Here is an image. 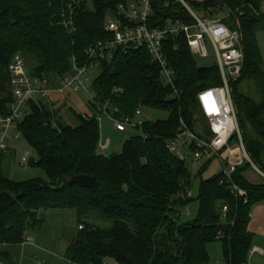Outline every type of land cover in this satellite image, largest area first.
<instances>
[{"label": "trees", "instance_id": "obj_1", "mask_svg": "<svg viewBox=\"0 0 264 264\" xmlns=\"http://www.w3.org/2000/svg\"><path fill=\"white\" fill-rule=\"evenodd\" d=\"M130 1L0 0V118L10 115L14 103L9 66L15 55L30 64L32 79L58 88L74 65L86 67L87 50L110 37L106 24ZM183 1L194 11L236 13L227 24L241 34L245 63L240 78L231 83L232 99L246 151L264 173V61L257 40L264 24L263 0ZM150 2L152 27L194 23L180 0ZM63 15L73 21L72 32L62 25ZM164 53L178 78V98L163 84L159 65L141 49L101 63L88 106L91 115L69 108L65 121L63 109L51 100L37 97L29 102V114L16 130L38 157L32 167L43 171L47 181H12L3 167L5 157L11 156L0 155L1 258L8 259L10 247L26 243L43 228L48 212L72 210L84 227L66 251L72 264H210L207 247L213 242L221 243L224 264L249 263L251 213L264 203V183L247 178L249 171L255 173L249 163L234 175V183L247 191V204L221 185L219 174L201 180L198 218L181 221L182 211L193 202L196 178L169 152L168 144L184 126L196 132V125H204L210 135L199 118L197 95L221 86L222 79L218 66L197 67L184 37L167 36ZM243 83L249 89L256 85L261 101L241 91ZM139 108L168 112L169 117L145 121L120 154L104 156L101 115L118 109V116L134 118ZM75 176L95 178V188L69 185ZM98 221L109 227H99Z\"/></svg>", "mask_w": 264, "mask_h": 264}, {"label": "built area", "instance_id": "obj_2", "mask_svg": "<svg viewBox=\"0 0 264 264\" xmlns=\"http://www.w3.org/2000/svg\"><path fill=\"white\" fill-rule=\"evenodd\" d=\"M194 19L192 25L182 23L169 24L164 28L152 27L149 21L153 17L150 0H131L128 5L120 7L119 16L106 24V32L110 35L107 40L99 41L89 47L86 52L88 64L84 68L74 65L73 73L65 77L58 88L50 89L46 83L31 78L27 70V62L22 55L14 56L10 66V85L14 96V103L10 106V115L0 118L1 138L0 155L9 151L7 141L12 131L15 138H20L17 124L29 114V102L37 97L46 99L53 94L65 96L69 93H78L86 89L84 78L92 67H100L103 61H111L117 55L128 56L135 51L146 49L152 60L159 65L162 82L171 88L173 98H178L176 88L177 75L164 53V41L167 36L184 37L193 54L207 58L206 38L213 44L220 70L222 85L204 88L197 95L199 118L209 127L208 135L203 132H194L187 126L177 133L168 144V150L182 162L190 158L198 163L203 160L217 159L221 165V185H228L230 193L248 203L247 191L234 183L237 169L249 163L255 173L264 180V173L251 161L243 143L242 133L236 109L232 99L231 83L240 78L245 54L241 44V34L232 30L223 20H210L200 18L195 11L183 0H180ZM71 13L73 8L70 9ZM229 12L228 18L235 15ZM62 25L73 31V21L62 16ZM115 109L111 115L113 125L118 133L127 132V128L142 129L145 121L142 120L143 108H139L134 118L120 117ZM109 143L101 146L103 150ZM188 152L186 156L185 152ZM27 163L23 157L21 165ZM227 212V208L223 209ZM83 230L82 225L78 226ZM32 241L31 237L26 243Z\"/></svg>", "mask_w": 264, "mask_h": 264}, {"label": "rangeland", "instance_id": "obj_3", "mask_svg": "<svg viewBox=\"0 0 264 264\" xmlns=\"http://www.w3.org/2000/svg\"><path fill=\"white\" fill-rule=\"evenodd\" d=\"M191 1H204V0H191ZM260 11L262 14H264V0L260 4ZM195 13L202 19H210V20H223L226 19V23L229 22L230 18H228L229 11L227 10H221L218 13L216 12H203L195 10ZM257 40L259 49L261 51L263 61H264V24L262 28L257 33ZM206 48L208 57L202 58L198 54H193L195 63L198 68L205 69V68H211L218 66V60L215 48L211 41L206 38ZM28 66V73L30 70V64L27 63ZM101 69L100 67H92L88 70L87 75L84 78L86 89L81 90L79 92V97L81 104H84L85 106H89L90 102L94 99V88L93 84L95 79L100 75ZM241 91L246 93L247 95L253 97L256 101H261V96H259V88L255 85L252 88L249 89L248 83H243L241 85ZM63 103L58 105V108H62V116L64 117L65 121H69V115L67 113V108L69 105H67L66 102L62 101ZM56 105V104H55ZM169 117L168 112L164 111H156V110H149L146 108H143V115L142 120L144 121H164L167 120ZM100 127H101V140L104 142V145L109 143V147L105 150H103L102 154L106 157H111L113 155H118L122 152V148L124 146V143L129 140L130 138L138 135V132L132 128H127L126 133H118L113 125L111 115L108 113H103L100 117ZM204 125L198 126L196 125L195 130L197 132H203ZM8 147L11 149L12 153L8 152L6 153V156L8 154H12L10 158L5 157V165L6 171L8 172V175L12 181L15 182H25L29 180H35V179H44L47 181L46 174L37 169L32 167V163L37 161L38 157L37 155L31 150L29 145L25 142L23 138H20V140H17L15 142H10L8 144ZM186 156L188 155L187 151H184ZM8 157V156H7ZM27 158V163L22 166L21 161L22 158ZM9 160V161H8ZM186 167L193 173L195 179L194 187L192 190V196H193V202L189 205L188 208L184 209L181 216V221L185 224L194 222L199 215L200 212V202L198 201L199 192H200V185L201 180H210L216 177L220 174L221 165L219 164V161L217 159H211L209 160H203L195 164V162L192 161L191 156L187 159ZM206 167V169L203 171L202 169ZM203 171V172H202ZM202 172V173H201ZM248 180L253 184H263L264 180L260 178L256 173L249 171L247 173ZM96 225L103 228H108L109 224L98 221L96 222ZM79 230H76L78 232ZM221 243L219 242H213L209 244L207 247V250H210L211 252V258L213 259V262L215 263L217 254L216 250L220 253L221 251ZM110 264H114L111 263Z\"/></svg>", "mask_w": 264, "mask_h": 264}, {"label": "crops", "instance_id": "obj_4", "mask_svg": "<svg viewBox=\"0 0 264 264\" xmlns=\"http://www.w3.org/2000/svg\"><path fill=\"white\" fill-rule=\"evenodd\" d=\"M50 100L57 107L64 101L69 105L67 108H71L82 115H91L89 107L81 104L79 92L69 93L65 96L53 94ZM15 135L16 132L12 131L7 141L8 144L12 141L20 140V138H15ZM103 145L104 142L101 140V153L103 152L101 148ZM8 152L12 153L10 148ZM4 165L5 160L3 167ZM4 169L6 168L4 167ZM78 226L79 219L75 211L63 210L48 212L43 228L31 235L32 241L10 247V257L8 259L0 257V264H72L65 258V255L69 244L78 234L76 232ZM249 231L253 234V248L248 264H264V203L256 205L253 208ZM210 250H208L211 260L210 264H224L222 248L220 253L215 249L217 254L215 263L211 258Z\"/></svg>", "mask_w": 264, "mask_h": 264}, {"label": "water", "instance_id": "obj_5", "mask_svg": "<svg viewBox=\"0 0 264 264\" xmlns=\"http://www.w3.org/2000/svg\"><path fill=\"white\" fill-rule=\"evenodd\" d=\"M69 185H77L84 189H94L96 179L88 176H75L68 181Z\"/></svg>", "mask_w": 264, "mask_h": 264}]
</instances>
